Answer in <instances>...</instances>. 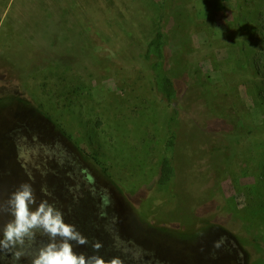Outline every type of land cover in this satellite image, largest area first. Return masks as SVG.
Returning <instances> with one entry per match:
<instances>
[{
    "label": "rangeland",
    "instance_id": "rangeland-1",
    "mask_svg": "<svg viewBox=\"0 0 264 264\" xmlns=\"http://www.w3.org/2000/svg\"><path fill=\"white\" fill-rule=\"evenodd\" d=\"M159 28L173 102L147 58ZM165 156L175 177L160 191ZM19 176L81 228L77 254L264 264V0H0V208ZM87 192L125 218L121 243L113 223L69 219L64 203ZM11 219L0 211V239ZM49 242L37 231L0 264H31Z\"/></svg>",
    "mask_w": 264,
    "mask_h": 264
},
{
    "label": "clouds",
    "instance_id": "clouds-1",
    "mask_svg": "<svg viewBox=\"0 0 264 264\" xmlns=\"http://www.w3.org/2000/svg\"><path fill=\"white\" fill-rule=\"evenodd\" d=\"M42 191L47 194L46 189ZM107 197H105V201ZM6 210L12 219L3 226L0 239V251L23 248L26 241H34L37 231L49 238V243L41 246L32 259L31 264H121L119 258L105 261L99 256L86 257L73 250L71 241L79 245L88 243L87 239L75 228L64 222L63 213L47 200L37 204L31 185L21 184L12 192L7 201ZM59 238V241L58 239ZM99 250L101 245H93ZM15 258L19 259L23 252L16 251Z\"/></svg>",
    "mask_w": 264,
    "mask_h": 264
},
{
    "label": "trees",
    "instance_id": "trees-1",
    "mask_svg": "<svg viewBox=\"0 0 264 264\" xmlns=\"http://www.w3.org/2000/svg\"><path fill=\"white\" fill-rule=\"evenodd\" d=\"M166 43H165V36H164V32L162 30V28H159V30L157 31L155 37L151 40V42L148 45V49H147V58L148 59H153L154 60V65H153V69L155 72V77H156V82L158 85L159 90L161 91V93L164 95L165 99L168 102H173L175 101V99L177 98V90L175 87L174 82L172 81V79L169 77L165 64H166V60H167V56H166ZM176 145V137L175 135H171L166 143L165 146V150L168 153L169 151H172L175 148ZM86 154V153H85ZM87 156L91 157L93 161H96L99 165H102L101 161L98 160L96 158V155H92L90 153H87ZM103 171L104 174V170L101 169V173ZM106 176V174H104ZM175 177V167L173 164V160L172 158H170L169 156H165L161 162L160 165V171H159V176L157 179V189L162 191L164 189H166L170 183L172 182L173 178ZM19 181L21 184L26 183V180L22 177L19 176ZM35 191V189H34ZM37 192V190L35 191V193ZM129 198H131L130 195H127ZM75 200H67L64 203V206L66 207V209L69 210V219L72 220L74 222H76V220L78 219V214L80 213L81 217L80 220L82 222V226H84V228L89 232V233H93V228L92 225L94 223V220L96 219V217H98V221H101V224L104 225L106 223H108L107 226H109L110 224H114L111 225L113 226L112 229H110L112 232L114 231V237L115 241H118L119 243H121V241H119L120 239L124 238V234L121 233L118 229L119 225L123 226L125 221V218L121 217V215L115 216V219H113L112 217H109L108 211L109 213L111 212L110 210L107 211V208L109 206V202L105 201V196H103L102 194H100L99 196H96V203L94 200H92V196L87 192L86 196L81 200L78 201L76 198H74ZM101 199V202H99V200ZM91 204V206H90ZM92 207L94 208L97 212L95 211H91V208L89 210L88 207ZM87 207V209H86ZM112 220V222H111ZM95 224V223H94ZM116 224V225H115ZM74 225L76 229H81L79 226H76L75 224H71ZM106 226V225H105ZM118 230V231H117ZM184 234H182L181 236H183ZM101 236H103V233L101 234ZM108 237V234H107ZM126 237V236H125ZM184 238H190V236L188 235H184ZM122 246H124V244H122ZM123 248V247H122ZM127 255L128 253L125 252ZM120 255H124L123 253ZM125 259H127L125 257V255L123 256Z\"/></svg>",
    "mask_w": 264,
    "mask_h": 264
}]
</instances>
